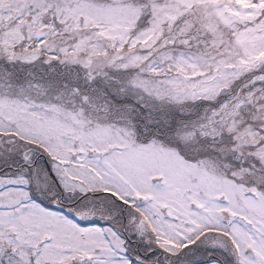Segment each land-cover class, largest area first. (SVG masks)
Returning <instances> with one entry per match:
<instances>
[{
	"label": "snow or ice",
	"instance_id": "obj_1",
	"mask_svg": "<svg viewBox=\"0 0 264 264\" xmlns=\"http://www.w3.org/2000/svg\"><path fill=\"white\" fill-rule=\"evenodd\" d=\"M0 264H264V0H0Z\"/></svg>",
	"mask_w": 264,
	"mask_h": 264
}]
</instances>
